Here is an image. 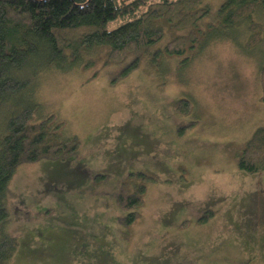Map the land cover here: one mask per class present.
Listing matches in <instances>:
<instances>
[{
    "label": "rangeland",
    "instance_id": "1",
    "mask_svg": "<svg viewBox=\"0 0 264 264\" xmlns=\"http://www.w3.org/2000/svg\"><path fill=\"white\" fill-rule=\"evenodd\" d=\"M225 1H206L211 13L201 28L216 22ZM160 25L162 42L138 54L127 76L138 55L41 74L21 100L2 105L0 129L12 106L32 103L35 120L55 115L63 137L82 142L65 160L21 166L11 181L8 229L19 248L10 264H264V172L239 168L245 145L264 127V42L245 51L249 31L241 27L234 40L189 51L183 65L165 52L180 33ZM185 100L189 113L180 110ZM138 174L153 180L129 227L117 199L122 182Z\"/></svg>",
    "mask_w": 264,
    "mask_h": 264
},
{
    "label": "trees",
    "instance_id": "2",
    "mask_svg": "<svg viewBox=\"0 0 264 264\" xmlns=\"http://www.w3.org/2000/svg\"><path fill=\"white\" fill-rule=\"evenodd\" d=\"M206 1L0 0V110L8 99L27 92L41 74L73 73L93 68L99 62L103 63L102 69L156 46L164 38L161 22L180 33L168 42L165 52L183 58V65L189 63V51L199 53L214 40H234L241 27L249 31L245 51L263 44L264 0H226L216 22L203 29L200 25L211 13ZM217 26L225 31L212 36ZM152 55L154 63L157 53ZM140 62L138 55L122 75L136 70ZM260 79L264 102V61ZM36 107L17 102L11 107L15 114L1 124L0 264H10L19 248L17 237L8 229L10 184L19 168L42 160H65L82 147L79 137H63L65 123L55 115L35 120ZM180 110L189 113L190 101H182ZM239 168L249 174L264 172V127L258 128L245 145ZM149 180L153 178L138 174L135 181L121 184L123 193H119L117 202L130 212L125 219L129 227L139 218L137 209L144 201ZM213 213L200 222H206Z\"/></svg>",
    "mask_w": 264,
    "mask_h": 264
},
{
    "label": "crops",
    "instance_id": "3",
    "mask_svg": "<svg viewBox=\"0 0 264 264\" xmlns=\"http://www.w3.org/2000/svg\"><path fill=\"white\" fill-rule=\"evenodd\" d=\"M80 183H81V182H80ZM89 184H90V186H92V182H89ZM79 185H80V184H79ZM72 186H74V185H72ZM83 191H84L85 193H86V192L88 193L89 191H90L91 193H92V192L95 193V194L93 195V197H92V198H93V204H94L95 201L98 202V203L100 202V197H98L100 194H99V192H98L97 190L94 191V188H92V189L89 190V191H85V190H83ZM87 193H86V194H87ZM89 201H90V200H88V202H89ZM116 203H117V202H116ZM113 204L115 205V199H114Z\"/></svg>",
    "mask_w": 264,
    "mask_h": 264
}]
</instances>
